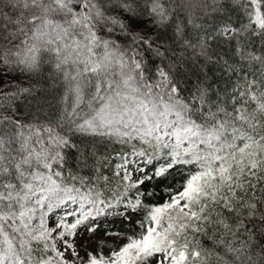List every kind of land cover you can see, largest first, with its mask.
<instances>
[{
    "label": "snow or ice",
    "instance_id": "snow-or-ice-1",
    "mask_svg": "<svg viewBox=\"0 0 264 264\" xmlns=\"http://www.w3.org/2000/svg\"><path fill=\"white\" fill-rule=\"evenodd\" d=\"M189 26L207 35L193 44ZM212 43L231 53H213L222 89L175 51L211 60ZM0 49L35 79L0 96L36 108L28 122L0 113V264H264V0H0ZM108 143L127 150L102 198L65 167L74 155L99 171ZM133 215L139 233L105 231L81 255L76 237Z\"/></svg>",
    "mask_w": 264,
    "mask_h": 264
},
{
    "label": "trees",
    "instance_id": "trees-1",
    "mask_svg": "<svg viewBox=\"0 0 264 264\" xmlns=\"http://www.w3.org/2000/svg\"><path fill=\"white\" fill-rule=\"evenodd\" d=\"M233 20L237 19L236 14L232 16ZM198 23H203L206 26H210L211 19L208 21H197ZM168 36L171 35V29L168 30ZM207 35V32L203 29H196L192 26H189L186 30V39H189L193 44L197 43L199 37ZM165 42L171 44V41H168L167 36H165ZM2 51V49H0ZM176 54L179 56L183 53L184 59L188 60L192 65H199V68L204 76L207 77V83L212 84L217 89L224 88L228 83V75L222 72V65L219 63H215L216 55L223 56L225 60H229V55L231 54L229 51V46L226 44L217 45V43L211 44V51L209 52V56L212 57L209 60L205 56L199 55V49L194 52L192 49H183L177 44L175 46ZM215 53L216 55H213ZM226 53H228L226 55ZM229 63L231 61L229 60ZM12 69H6L4 65L0 64V94L4 93H14L18 88L29 87L30 83H35V79L31 77L28 73H21L16 77V79L11 80L12 77L9 75V71ZM14 71V70H13ZM44 74L45 76L50 75V70L48 65L44 66ZM234 79V77H233ZM43 85H38V87H42ZM185 87H189L185 85ZM62 89L60 93H52V96H58L62 94ZM52 96H49L47 103L52 105V110L55 111L59 106L58 99H52ZM0 104H3L4 107L0 108V113L5 115L10 114L11 110H14L19 118H21L24 122H28L35 118L36 108L35 102L31 99V97H25L24 95H20L18 97H10V96H0ZM5 109H9V111H5ZM49 109L45 107L44 115H50ZM43 119V116H41ZM126 151L127 149H121V146L118 144L108 143L102 146L98 152L100 157H108L105 166L99 167V171H97V165H93L92 167H83L81 166L74 155L68 157V165L65 167V174L71 173L74 176L82 177L83 184L86 187L82 188V185L79 181L74 182L77 188H81L82 191H86L87 188L95 187L96 190L102 193V198L110 197L112 190L116 188V180L117 177L114 176L115 167L120 163V160L115 158V152ZM103 177H107V181L103 179ZM183 177L180 175H175L170 178L168 181H165L162 185H149V187L154 188L156 191V195L149 198L147 203L150 204H160L163 203L165 199H167V195L162 190L163 187H172L177 188L179 183ZM107 252L110 248L115 246V243L105 241Z\"/></svg>",
    "mask_w": 264,
    "mask_h": 264
},
{
    "label": "rangeland",
    "instance_id": "rangeland-1",
    "mask_svg": "<svg viewBox=\"0 0 264 264\" xmlns=\"http://www.w3.org/2000/svg\"><path fill=\"white\" fill-rule=\"evenodd\" d=\"M20 72L18 70H10L9 75L11 80L16 79ZM75 207V206H74ZM142 219V216H135L131 217V221L126 219H121L120 217H108L107 219L101 218V228L95 234L91 235L87 231H84L80 236L76 237V243L78 248L81 251V255L84 254V248L87 247L89 249H94L97 242L104 237L105 231L117 232L121 233L125 236H132L136 235L141 231V229L137 225V221ZM105 241L114 243L111 239H106ZM123 240H120L119 243H123ZM67 255V254H66Z\"/></svg>",
    "mask_w": 264,
    "mask_h": 264
}]
</instances>
